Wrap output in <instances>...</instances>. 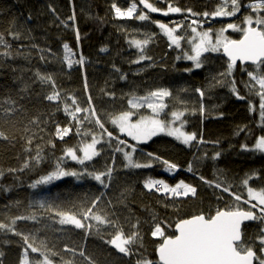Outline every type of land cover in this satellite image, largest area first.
<instances>
[{
	"label": "trees",
	"instance_id": "1",
	"mask_svg": "<svg viewBox=\"0 0 264 264\" xmlns=\"http://www.w3.org/2000/svg\"><path fill=\"white\" fill-rule=\"evenodd\" d=\"M149 2L162 9H167L168 4L178 6L186 17L200 21L212 18L219 25L230 23L234 18L239 21L249 13L242 8L234 18L221 17L217 22V17L202 14L214 11L221 0ZM113 3L127 10L133 0H0V33L11 45L10 48L0 45V131L7 136V139L0 138V222L10 224L18 216L36 217L17 220L14 225L17 232L28 235L30 243L44 253H31L29 249V264L34 258L43 260L45 256L52 264H88L85 256L95 264H137L141 259L159 264L156 248L162 238L151 235L154 223L165 222L166 235H172L178 220L201 213L212 215L226 207L247 209L243 201L248 199V187L256 191L264 189V155L241 148L244 144L252 148L256 138L264 135L258 96L245 87L248 76L243 69L247 67L251 71L255 66H236L231 76H221L227 70L228 61L220 56L223 61H219V70L209 72L207 55H203L202 67L188 72L186 69L193 68L192 64L183 60V55L157 25L135 18H116ZM242 3L247 4L249 0ZM187 9L201 15L189 16ZM73 13L75 19H69ZM178 18L169 16L157 20L164 23ZM10 28L19 33V39L8 35ZM146 38L150 42L142 54L150 59L133 63L141 55V49L129 41ZM64 44H68L69 51ZM5 51L12 58L3 56ZM37 72L53 78L55 90L61 96L59 101L45 99L53 89L50 83L39 82ZM233 80L237 92L245 99H238L232 91ZM159 88L171 93L165 98L167 107L163 119L169 120L172 111H183L184 131L197 135L190 146L160 134L146 143L135 144L111 124L112 117L130 110L129 99L146 96ZM197 88L204 90L203 97L195 91ZM89 96L105 127L114 137L135 145L136 151L124 145L120 147L132 152L135 162L150 163L151 167H127L124 153L116 150V139L110 140L106 135L101 139V130L94 122L78 125L65 111V104L69 111L74 110L72 98L79 106L89 107ZM10 99L16 104L6 103ZM201 103L206 109L203 116L199 111ZM250 106L255 110H250ZM8 107H14L15 113L6 115L4 109ZM131 110L137 112L135 118L147 111ZM77 115L83 119V113ZM33 119L39 123H31ZM57 125L71 129L63 140L56 135ZM242 128L245 131H239ZM93 135L101 142L96 146L99 154L91 161L79 164L64 155L68 147L80 155L79 147L90 143ZM149 153L160 159L149 157ZM164 160L177 165V173L171 178L160 172L166 166ZM25 163L29 165L27 168ZM58 163L64 170L78 173L107 172L109 168L113 171L110 178L102 177L104 184L85 174L79 179L66 176L49 185L31 187L41 176L55 171ZM158 177L166 178L171 184L183 180L196 188V194L171 198L168 193L144 187L146 180ZM249 177L246 186L243 181ZM217 184L230 191L224 192ZM233 194L242 200L237 202ZM94 200V213L105 216L112 224L98 225L90 221L85 223L93 227L77 229L74 225L59 223L56 211L79 214L91 207ZM41 202L46 206L40 207ZM261 227L264 224L258 220L244 225L245 243L255 241ZM117 229H122L125 236L138 233L135 242L128 246L131 256L120 253L107 242ZM41 241L45 247H41ZM24 248L21 236L0 230L2 264H19Z\"/></svg>",
	"mask_w": 264,
	"mask_h": 264
},
{
	"label": "snow or ice",
	"instance_id": "2",
	"mask_svg": "<svg viewBox=\"0 0 264 264\" xmlns=\"http://www.w3.org/2000/svg\"><path fill=\"white\" fill-rule=\"evenodd\" d=\"M161 0H157V3ZM163 3L168 4V0H162ZM140 5H143V9H147V13L138 9L136 0L127 8V10H122L115 3L112 4V9L115 12L116 18H135L140 21H147L150 19L149 13H161L164 16H168L172 13H182L184 10L178 6H173L168 4L167 9L164 10L160 7L155 6L154 3L149 2V0H138ZM242 8L250 9L248 15H246L240 25L229 23L225 28H221L215 33V39H213L212 29L207 31H198L200 27V22L196 19L191 21L189 25L191 29L192 36L188 39L190 45V52L184 51L183 59L189 60L193 64V68L186 69V71L191 72L193 69H199L202 67V55L207 52H219L223 50V54L228 58L227 70L221 73V76H231L232 70L236 66L237 61L241 65L251 64L255 66L254 70H248L244 67L243 71L247 73L248 81L245 82V87L249 89L250 93H254L259 97V110L261 120L264 121V0H249V3L243 4L242 0H221V3L217 5L216 9L212 12H204L202 15L204 17H233L236 16ZM54 11V10H53ZM135 15L134 13H137ZM189 16H199L201 14L194 13L192 9H187ZM30 19V17H29ZM69 19L74 20L75 14ZM187 19V17H186ZM14 23V22H13ZM62 23H64L62 21ZM156 25L168 36L171 44H174L177 48H180V40L182 37L179 35H174L177 33L178 29L184 26V22L181 21L175 24V27H170L168 24L161 23L159 21H154ZM196 25V27H192ZM67 26V25H66ZM229 29L241 33L240 39H231L225 35ZM8 35L13 39H19V33L13 31L11 28L8 30ZM77 41H79V33L77 32ZM150 42L149 38L144 40H131L129 43L141 49V55L133 63H140L150 57L143 55V48ZM0 45L5 48H10L11 45L6 41L3 33H0ZM66 51H69L68 44H64ZM3 56L12 58L11 53L5 51L2 53ZM67 59V56L65 57ZM181 57H178V59ZM43 59V57H41ZM69 66H71L72 61H68ZM80 63H83V58H81ZM36 77L42 84H51L53 91L51 94L45 96V99L50 102H56L61 99L60 93L56 91L55 81L50 75H44L40 72L36 73ZM123 78V77H122ZM220 83V81H217ZM258 86V88H257ZM85 91H87V85H85ZM200 94L201 97L205 95L204 90L197 88L195 90ZM232 91L237 95L238 99H245L246 97L240 96L236 90V82H232ZM171 96L168 89L159 88L151 90L146 96L143 97H133L129 99L128 104L130 110L121 111L119 115L112 117L111 124L119 129V132L127 137H130L132 141L137 143H146L153 137L163 133L169 137H173L181 143L188 145L190 142L197 140V135L195 133L189 134L183 131V121L181 118L184 116L183 111H172L171 119L165 121L161 119V113L167 107L165 103V98ZM10 105H15V100L6 101ZM89 107H81L78 105L77 101L72 98V105L74 106L73 111H69V107L65 104V111L72 116L73 120L76 121L78 125H82L84 121L89 123L94 122L98 128L101 130V139L106 135L110 140L116 139L118 141L116 150L123 151L121 145L129 147L132 152L136 151V146L128 143L119 137H114L113 132L109 131L105 127V123L102 121L100 114L96 111L92 98L89 96L87 101ZM251 105V102H250ZM147 107L151 110V115H140L138 119H133L137 112L131 109H140ZM250 110H255L250 106ZM16 109L14 107H8L4 109L6 115L15 113ZM200 114L203 116L205 114V107L203 103L200 106ZM83 113V119H81L77 114ZM180 122V125H176ZM33 124H38V119H33L31 121ZM264 127V124L261 125ZM71 129L69 127L61 128L59 125L56 127V135L59 139L63 140L65 136L69 134ZM239 131H245V129H240ZM79 132V129H78ZM87 135V133H85ZM239 134V133H238ZM0 138L7 139V136L3 131H0ZM101 142L93 135L90 143H83L79 147V151L82 155H78L77 151L68 147L65 150L64 155L71 158L73 161H77L79 164H84L85 161H91L95 156L99 154L97 150V144ZM200 142L203 143V138H200ZM28 143H32V139L29 138ZM55 145H53L54 147ZM242 150L245 151H257L264 153V135L256 138L255 144L252 148H249L247 144L241 145ZM132 152H124V158L127 160V167L130 168H142L151 167L149 164L137 163L133 160ZM149 157L153 159H160L158 156H153L152 153L148 154ZM217 156L219 153L216 154ZM216 158V157H214ZM37 161H39V152H37ZM163 163L167 166V170L172 171L177 168V165L164 160ZM29 165L25 163L24 167L27 168ZM191 165L189 166V171H191ZM15 171V170H12ZM113 169L109 168L107 172L93 173L85 172L78 173L75 171H66L60 164L56 165V170L48 173L45 176H41L40 179L36 180L31 187L35 189L38 185H49L55 180H59L66 176H76L78 179L82 175H90L94 180L104 184L102 177H111ZM2 175V173H0ZM248 179H245L243 183L247 186ZM201 179H204L201 177ZM209 183L208 181H205ZM107 187L108 185H104ZM144 187L146 189H157L163 190L165 193H171L174 196H184L196 194V188L185 183L181 180L174 187H170L162 179L161 180H146L144 182ZM216 187L222 188L221 184H217ZM224 192H229L230 189L223 187ZM248 199L244 200L243 203L248 205L247 209L236 207H226L223 209H218L212 215H205L203 213L194 215L188 219H180L175 223L174 233L172 235H166L164 226L165 222L161 221L159 223H154L151 230V235L153 237L162 238V243H160L156 248V253L159 258V264H264V227L259 229V233L256 240L251 243H245L243 237V223L245 221H256L258 220L261 224H264V189L259 191L248 187ZM234 195V194H233ZM237 202L242 200L239 195H234ZM255 201V203H253ZM45 203L41 202L40 207H45ZM96 207V201L92 202V206L84 210L79 214H71L68 212L56 211V215L60 216L59 223L61 225L70 224L74 225L77 229H83L86 226L88 228L93 227L90 221H96L98 225L100 224H112V222L105 216L95 214L93 209ZM52 210V209H50ZM258 213V214H257ZM22 219H32L35 220V216L15 217L10 224H5L0 222V230L11 232L14 235L21 236L23 243L25 245L24 252L19 260V264H29V252L38 253L39 255H44L39 248L30 243L29 236L24 235L21 232H17L14 225L17 220ZM115 226V225H113ZM135 228L136 226L133 225ZM171 227V225H168ZM138 236L137 232H132L130 235L125 236L122 229H117L113 237L107 241L113 247H115L120 253L131 256L133 253L128 247L132 245ZM41 247H45L44 242L41 241ZM55 255V253H52ZM81 256H85L84 252H80ZM88 260V264H95V262L85 256ZM2 264V262H0ZM32 264H52V261L45 256L43 260L38 257L34 258ZM137 264H153L151 260L141 259L137 261Z\"/></svg>",
	"mask_w": 264,
	"mask_h": 264
},
{
	"label": "rangeland",
	"instance_id": "3",
	"mask_svg": "<svg viewBox=\"0 0 264 264\" xmlns=\"http://www.w3.org/2000/svg\"><path fill=\"white\" fill-rule=\"evenodd\" d=\"M138 9L139 10H142L140 7H139V5H138ZM246 10H248V12H250V9H247V8H245ZM164 10H166V8L164 9ZM143 11V10H142ZM144 12V11H143ZM146 13V12H145ZM139 14V11L137 12V13H134V17H135V15H138ZM249 14V13H248ZM248 14H246V15H248ZM246 15H244L243 17H241V20H239V21H236L235 20V18L232 20V22H230V23H232V24H236V25H240L241 23H242V21H243V19H244V17L246 16ZM150 16V15H149ZM169 16H180V18H178V19H173V20H170V21H167V22H164V23H166V24H168L170 27H175V24L176 23H179V22H181V21H183L184 22V26L182 27V28H180V29H178V31H177V33H174V35H179L180 37H182V39L180 40V48H177L174 44H172L175 48H176V51L178 52V53H180V55H183V53H184V51H189L190 52V45H189V43H188V39H190L191 38V36H192V33H191V29H190V27H189V25L191 24V21L193 20V18H191V17H187V19H186V16L183 14V12L182 13H172V14H169L168 16H165L166 18H168ZM225 18V17H224ZM121 19V18H120ZM122 19H125V18H122ZM197 20V19H196ZM150 22V23H152V24H154V25H156V23H154V21H158L157 19H154V18H151V16H150V19L149 20H147V21H145V22ZM199 22H200V27H198V31H207L208 29H212V31H213V39H215V33L217 32V31H219L221 28H225L226 26H227V24H229V23H226V24H224V25H219V24H214V20L212 19V18H205L203 21H200V20H198ZM153 26V25H152ZM192 27H196V25H192ZM163 32V31H162ZM225 35L226 36H228L229 38H231V39H235L236 37H241V33L240 32H237V31H233L232 29H229L227 32H225ZM222 50V49H221ZM221 50L219 51V52H207V53H203V55H207V68H208V71L210 72V70H212L213 71V69L214 70H219V68H217V67H219L220 65H219V61H220V63H221V61H223V59L222 58H219L220 57V53H221ZM202 55V56H203ZM183 57V56H182ZM201 59H202V57H201ZM184 61H186V62H190L191 64H192V62L191 61H189V60H186V59H183ZM192 66H193V64H192ZM214 67V68H213ZM254 67V66H253ZM257 88H258V86H257ZM258 100H259V97H258ZM259 106V105H258ZM259 108V107H258ZM134 110H142L141 112H143V110H147L144 114H141V115H151V110L150 109H148L147 107H143V108H140V109H134ZM139 116L140 115H138L136 118L134 117L133 119H138L139 118ZM163 112L161 113V119H163ZM165 117V116H164ZM169 117V120L171 119V115H169L168 116ZM165 121H168V119H164ZM181 121H183V117L181 118ZM180 125V122H177L176 123V125H174V126H179ZM114 126V125H113ZM115 127V126H114ZM116 128V127H115ZM117 130H118V132H119V129L118 128H116ZM183 131H184V128H183ZM120 133V132H119ZM160 135H164L165 137H168V138H171V139H173V140H175L176 142H178V143H180V144H183V143H181L180 141H178V140H176L175 138H173V137H169V136H167V135H165V134H163V133H161ZM127 137V136H126ZM130 141H132L131 140V138L130 137H127ZM133 143H135V144H141V143H137L136 141H132ZM193 142V141H192ZM192 142H190L188 145H185V144H183V145H185V146H190L191 145V143ZM253 152H255V153H257V154H261V155H264V153H260V152H257V151H254V150H252ZM123 153L125 152V150L123 149V151H122ZM80 155H82V153L80 152ZM126 160V159H125ZM126 162H127V160H126ZM128 163V162H127ZM160 172L163 174V175H165V176H167V177H173L176 173H177V170L175 169V170H172V171H169V170H167V166H163L161 169H160ZM67 177H69V176H67ZM62 179V178H61ZM149 179H152V180H163L166 184H168L170 187H174L177 183H179L180 181H178V182H176V183H174V184H171L166 178H164V177H158V178H149ZM148 179V180H149ZM60 180V179H59ZM55 181H58V180H55ZM55 181H53V182H55ZM52 182V183H53ZM148 190H150V189H148ZM151 190H156L157 191V189H155V188H153V189H151ZM158 192H160V193H165L162 189L161 190H159ZM168 194H170V197L172 198L174 195H172L171 193H168ZM174 197H177V198H180V197H184V196H174ZM247 198H248V195H247ZM253 202H255V201H253ZM258 214V213H257ZM112 246V245H111ZM115 248V247H114Z\"/></svg>",
	"mask_w": 264,
	"mask_h": 264
},
{
	"label": "water",
	"instance_id": "4",
	"mask_svg": "<svg viewBox=\"0 0 264 264\" xmlns=\"http://www.w3.org/2000/svg\"><path fill=\"white\" fill-rule=\"evenodd\" d=\"M139 7L144 11V12H146L147 13V9H143V5H140L139 4ZM149 15H152V16H156V17H164V15H162L161 13H149ZM221 17H217V19H220ZM161 23H163V22H161ZM241 38V37H240ZM239 38V39H240ZM221 57L224 59V60H226V61H228V58L223 54V50H221ZM237 64H240V62L239 61H237ZM241 65V64H240ZM242 66H250V67H252V66H254V65H251L250 63L249 64H247V65H242ZM251 223H254V221H245L244 223H243V225H242V227L244 226V225H246V224H251ZM175 226V225H174ZM173 232H174V228H173ZM156 257H157V260H158V263H159V258H158V255H157V253H156Z\"/></svg>",
	"mask_w": 264,
	"mask_h": 264
},
{
	"label": "flooded vegetation",
	"instance_id": "5",
	"mask_svg": "<svg viewBox=\"0 0 264 264\" xmlns=\"http://www.w3.org/2000/svg\"><path fill=\"white\" fill-rule=\"evenodd\" d=\"M164 17H165V16H164ZM164 17H163V18H164ZM157 18H158V17H156V19H157ZM222 19H223V18L216 19V21L218 20L217 22H219V21H221ZM161 22H162V21H161ZM213 22H214V24H216L215 21H213ZM157 27H158V26H157ZM158 28H159V27H158ZM159 29H160V28H159ZM227 63H228V62H227ZM226 65H227V64H226ZM236 66H242V65H240V64H236ZM236 66H235V67H236ZM235 67H234V68H235ZM249 67H250V66H249ZM252 67H253V66H252Z\"/></svg>",
	"mask_w": 264,
	"mask_h": 264
}]
</instances>
